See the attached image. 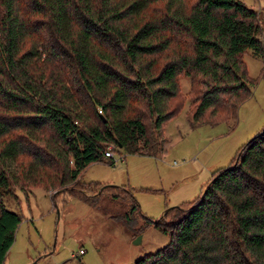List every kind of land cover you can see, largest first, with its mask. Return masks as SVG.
<instances>
[{
  "label": "trees",
  "instance_id": "16d2710c",
  "mask_svg": "<svg viewBox=\"0 0 264 264\" xmlns=\"http://www.w3.org/2000/svg\"><path fill=\"white\" fill-rule=\"evenodd\" d=\"M259 33L239 0H0V263L21 219L3 204L9 185L66 189L110 143L151 153L183 105L180 74L201 85L192 124L234 117L251 95L242 53L263 54ZM99 185L96 196L122 189L136 210L128 188ZM153 223L167 243L131 264H264V126Z\"/></svg>",
  "mask_w": 264,
  "mask_h": 264
},
{
  "label": "rangeland",
  "instance_id": "374dc122",
  "mask_svg": "<svg viewBox=\"0 0 264 264\" xmlns=\"http://www.w3.org/2000/svg\"><path fill=\"white\" fill-rule=\"evenodd\" d=\"M239 1L257 12L264 46V0ZM242 61L252 81L251 95L234 117L192 124L188 109L201 85L180 74L177 101L183 105L163 124L159 146L151 153L120 148L112 158L88 164L79 181L60 191L23 181V189L9 185L3 204L21 219L0 264H131L167 243V233L153 222L167 208L195 198L212 172L229 164L239 147L264 126V52L245 50ZM136 110L148 122L145 107ZM92 182L128 188L136 210L129 213L131 199L122 189L116 198L105 192L96 196L100 185ZM83 196L95 198L94 203Z\"/></svg>",
  "mask_w": 264,
  "mask_h": 264
},
{
  "label": "built area",
  "instance_id": "2783aa9c",
  "mask_svg": "<svg viewBox=\"0 0 264 264\" xmlns=\"http://www.w3.org/2000/svg\"><path fill=\"white\" fill-rule=\"evenodd\" d=\"M113 147H114L113 144L107 146L106 150L104 151V156L105 157H110V158L113 157V154H114Z\"/></svg>",
  "mask_w": 264,
  "mask_h": 264
},
{
  "label": "water",
  "instance_id": "95a60500",
  "mask_svg": "<svg viewBox=\"0 0 264 264\" xmlns=\"http://www.w3.org/2000/svg\"><path fill=\"white\" fill-rule=\"evenodd\" d=\"M55 209H56V212L58 213V208L55 207ZM167 209H168V208H167ZM167 209H166V210H167ZM166 210H165V211H166ZM138 240H139V237L135 238V239H134V242H137Z\"/></svg>",
  "mask_w": 264,
  "mask_h": 264
}]
</instances>
